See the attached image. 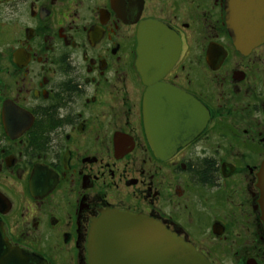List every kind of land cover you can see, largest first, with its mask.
Here are the masks:
<instances>
[{"label": "flooded vegetation", "instance_id": "af4514ba", "mask_svg": "<svg viewBox=\"0 0 264 264\" xmlns=\"http://www.w3.org/2000/svg\"><path fill=\"white\" fill-rule=\"evenodd\" d=\"M226 1L0 0L9 244L87 264L91 221L116 210L154 219L208 264H264V0H232L258 34L246 52Z\"/></svg>", "mask_w": 264, "mask_h": 264}, {"label": "water", "instance_id": "95a60500", "mask_svg": "<svg viewBox=\"0 0 264 264\" xmlns=\"http://www.w3.org/2000/svg\"><path fill=\"white\" fill-rule=\"evenodd\" d=\"M227 24L234 46L246 52L258 43V34L245 23L251 18L242 2L226 1ZM139 62V61H138ZM140 63V62H139ZM139 72L147 77L155 68L141 67ZM148 98H158L148 93ZM179 146L169 147L173 152ZM157 149V150H156ZM155 151H161L156 148ZM163 149V148H162ZM257 176L260 192L258 204L264 225V161ZM86 240L87 264H208L193 248L154 219L124 211H103L91 221ZM0 264H46L23 248L9 244L0 221Z\"/></svg>", "mask_w": 264, "mask_h": 264}, {"label": "rangeland", "instance_id": "374dc122", "mask_svg": "<svg viewBox=\"0 0 264 264\" xmlns=\"http://www.w3.org/2000/svg\"><path fill=\"white\" fill-rule=\"evenodd\" d=\"M153 9L156 10V7L153 8ZM185 215H186V214H184L183 216H185ZM54 239H55V238H54ZM54 239L51 238V239L49 240V243H52V242L54 241ZM66 249L68 250V248H66ZM66 249H65V251H66ZM58 251H59V250H58ZM61 255L64 256V255H63V251H61ZM67 255H68V251H67V253H65V257H67V258H66V262H65V260H64L65 257H63V258L61 257V258H60V257H57L56 255H55V256L57 257V259H58V261H59V264H67V263L69 262V259H68V256H67Z\"/></svg>", "mask_w": 264, "mask_h": 264}]
</instances>
